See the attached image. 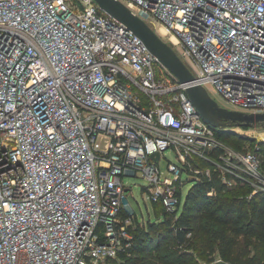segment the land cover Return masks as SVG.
Wrapping results in <instances>:
<instances>
[{
    "label": "built area",
    "instance_id": "obj_1",
    "mask_svg": "<svg viewBox=\"0 0 264 264\" xmlns=\"http://www.w3.org/2000/svg\"><path fill=\"white\" fill-rule=\"evenodd\" d=\"M121 1L168 37L215 99L264 111V0ZM218 129L96 0H0V264L130 255L125 175L141 172L150 199L176 216L184 174L264 193L261 147L238 148ZM169 149L181 163L169 161L165 175Z\"/></svg>",
    "mask_w": 264,
    "mask_h": 264
},
{
    "label": "trees",
    "instance_id": "obj_2",
    "mask_svg": "<svg viewBox=\"0 0 264 264\" xmlns=\"http://www.w3.org/2000/svg\"><path fill=\"white\" fill-rule=\"evenodd\" d=\"M218 131L220 136L228 142H230L231 135L235 137L237 136L235 134H240L228 130V128L218 129ZM234 146L243 148L238 145ZM214 185L217 191L214 195H209L208 191ZM232 190H238L239 192L231 193ZM250 191L251 187L248 185L227 187L216 177L215 181L202 180L196 183L189 190L183 210L176 217L172 213H167L162 205L156 204V213L158 216L163 215L162 219L151 221L147 226L137 223L135 228L130 224L129 227L135 234V241L130 250L131 254H122L120 256L121 260H116L114 264H195L194 254L182 250L186 244L189 246L192 244L191 236H188L189 233L193 234V238L197 234L195 247L199 244V240L202 241L204 247L207 246L211 236L216 235L220 240L219 254L231 264H264V193H257L253 197H249ZM204 198L208 199L213 205L216 203V207L212 209L210 206L208 207L207 217L220 224L221 227L218 229L206 220L199 223L198 226L192 222V211L189 202L190 200H202ZM246 202L249 204L252 216L247 217V221H242ZM234 207L238 209V214L226 218L218 215L216 213L217 209H215H225L227 213ZM120 216L124 219L126 217H132V220L137 219L124 207L121 209ZM163 227L175 233L176 241L174 244L165 246L159 244L161 232L158 231H161ZM243 235H252L255 240L241 237ZM155 247V252L150 254L147 252L148 249ZM213 257L205 262L213 261L215 259Z\"/></svg>",
    "mask_w": 264,
    "mask_h": 264
},
{
    "label": "rangeland",
    "instance_id": "obj_3",
    "mask_svg": "<svg viewBox=\"0 0 264 264\" xmlns=\"http://www.w3.org/2000/svg\"><path fill=\"white\" fill-rule=\"evenodd\" d=\"M163 38L169 42L167 36H164ZM212 94L216 97V99L219 101L220 104L227 107H234L229 101H227L219 94L215 92H212ZM228 130H232L233 132H238L241 134V136L240 134L239 135L235 134L237 135L235 137H232V135L230 136L229 140L232 145L234 144V145L242 146L246 149H256L259 146L261 147L259 150L262 151V157L264 160V140L258 141L260 135L264 137V126L237 125L228 128ZM100 140L103 142L105 141V138L102 137L100 138ZM169 161L181 163L177 157L175 150L173 149L167 150L161 160V168L164 171L165 175H169V171H168ZM184 179H186V184L184 185L183 188V196L185 199L189 190L194 186L196 179L193 176L191 175L187 176L186 174H184ZM125 182L127 186L130 187V190H128L127 192V197L123 199L122 205L130 214L135 215L137 217L136 220L135 219L132 220L131 224L133 225V227L135 228L137 223L144 224L147 226L150 224L151 221L161 220L163 215L158 216L156 213L155 203L150 199L148 190L146 189L149 183L148 180L144 177V175L141 172H139L136 175H125ZM237 192L239 191L238 190L231 191V193H237ZM215 204L213 205V203H211L206 198L202 200H190L189 205L192 211L193 224L198 226L199 223L206 220L210 222L217 229L221 227L220 224L216 223L214 220H211L207 217V211L209 210L208 207L210 206L212 209L216 207ZM215 209H217L216 213L218 215H221L225 218L229 216H236L238 214V209L236 207L232 208L227 213L225 212V209H218V208ZM251 216H252V212L250 210L249 204L246 202L244 204L242 221H247L248 220L247 217H251ZM158 232H161L159 244H161L162 246L172 245L176 241L175 233L173 231L168 230L166 227H163L161 231ZM188 236H191L192 244L191 246L186 244L182 250H187L192 254H194L195 264L209 260L213 256L214 257L221 256L219 254L220 240L217 238L216 235L211 236L208 245L205 247L202 245L201 240H199V244L197 245V247H195L194 243L197 241V238H195L197 234L194 235V238H193V234H188ZM241 237L243 238L248 237L250 239L255 240V237L252 235H248V236L243 235ZM155 249L156 247L148 249L147 252L150 254L152 252H155Z\"/></svg>",
    "mask_w": 264,
    "mask_h": 264
},
{
    "label": "water",
    "instance_id": "obj_4",
    "mask_svg": "<svg viewBox=\"0 0 264 264\" xmlns=\"http://www.w3.org/2000/svg\"><path fill=\"white\" fill-rule=\"evenodd\" d=\"M100 7L126 24L142 38L147 47L186 85V91L203 119L211 125L227 129L237 125L264 126V111L247 112L231 109L219 103L202 84L195 83V75L173 45L166 41L159 32L144 18L135 14L121 0H96ZM154 157L159 161L160 154ZM129 188H127V191ZM205 264H213L206 262ZM214 264H229L222 259Z\"/></svg>",
    "mask_w": 264,
    "mask_h": 264
},
{
    "label": "bare ground",
    "instance_id": "obj_5",
    "mask_svg": "<svg viewBox=\"0 0 264 264\" xmlns=\"http://www.w3.org/2000/svg\"><path fill=\"white\" fill-rule=\"evenodd\" d=\"M159 31H161L162 33H166V28L165 27H161L160 29H159Z\"/></svg>",
    "mask_w": 264,
    "mask_h": 264
}]
</instances>
